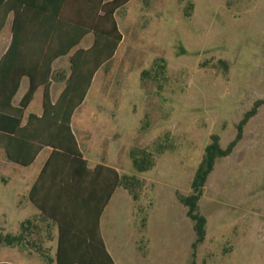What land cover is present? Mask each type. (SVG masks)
Segmentation results:
<instances>
[{
    "label": "rangeland",
    "instance_id": "rangeland-1",
    "mask_svg": "<svg viewBox=\"0 0 264 264\" xmlns=\"http://www.w3.org/2000/svg\"><path fill=\"white\" fill-rule=\"evenodd\" d=\"M143 2L131 0L119 11L122 41L95 75L71 128L82 151L143 181L136 200L120 189L101 216L115 263L186 264L194 232L176 194H190L210 136L225 148L243 114L264 100V0ZM155 62L162 66L157 74ZM25 90L24 83L16 101ZM158 146H165L162 154ZM140 151L154 160L142 174L130 158ZM37 166L9 165L0 177L31 176ZM13 185L0 180V231L12 236L35 213L16 208ZM199 211L207 226L196 264H264V106L232 154L215 164ZM0 262L45 264L28 249L2 247Z\"/></svg>",
    "mask_w": 264,
    "mask_h": 264
},
{
    "label": "trees",
    "instance_id": "trees-1",
    "mask_svg": "<svg viewBox=\"0 0 264 264\" xmlns=\"http://www.w3.org/2000/svg\"><path fill=\"white\" fill-rule=\"evenodd\" d=\"M129 1L0 0V12L5 18L12 15L11 43L0 60V150L5 151L8 161L23 168L30 167L43 149L51 150L28 195L38 215L23 221L17 235L0 231V247L28 249L45 264H114L100 235V218L116 189L136 200L143 181L104 165L90 169L79 151L71 118L83 103L94 76L111 62L122 41L116 14ZM3 25L0 23V31ZM86 36L93 38L91 47L78 48ZM63 57L68 58L67 77L62 71L52 70ZM154 69L157 74L162 66L155 62ZM142 77L149 79V72ZM24 78L28 80L27 92L13 107L12 99ZM51 81L65 84L53 104ZM38 89L43 91V113L24 119V111ZM262 106L264 100H258L243 114L225 148L217 135L210 136L192 178L190 194H176L194 232L186 264H196L197 249L206 238L207 219L199 211V202L207 179L215 164L232 154L245 126ZM158 148L162 154L165 146ZM130 158L139 174L154 167L152 155L145 151L132 152Z\"/></svg>",
    "mask_w": 264,
    "mask_h": 264
},
{
    "label": "crops",
    "instance_id": "crops-1",
    "mask_svg": "<svg viewBox=\"0 0 264 264\" xmlns=\"http://www.w3.org/2000/svg\"><path fill=\"white\" fill-rule=\"evenodd\" d=\"M107 1H109V0H107ZM130 1H129V3H130ZM143 1L144 0H142V2ZM118 13L116 14V17L118 15ZM116 22H117V20H116ZM0 23L1 24H4L2 30L0 31V60H1L2 56L6 53V51L8 50V48L10 46V43H11V31H10V28H11V24H12V15H8L5 18L4 15L0 12ZM92 42H93L92 36H86V37H84L81 40V42L78 45V48L83 49V50H86V49H88V48L91 47ZM52 70H54V71H62V72L65 73V76L67 77L68 76V58L67 57H63V58H60L59 60H57L52 65ZM93 80H94V78H93ZM93 80H92V82H93ZM24 83L26 84V90L23 93V96L27 92V89H28V80L26 78H24L20 82L19 89H18V91L16 92L15 96L12 99V106L13 107H17L19 105L20 101L23 98V96H22V98L19 101H16V98L18 97V95L20 93V90H21V87H22V85ZM64 87H65L64 82L58 83V82H55V81H51L50 88H49V95H50V99H51L52 104L57 101V99L59 98L60 94L62 93ZM90 88H91V86H90ZM88 93H89V91L87 92L86 96L88 95ZM37 94L39 95V98H38L37 103L35 102V109H34V111H29V106L35 100V97H36ZM42 95H43L42 89H38L34 93L33 98H32V101L30 102V104L28 105V107L26 108V110L24 111V119H26L29 114L35 115L37 117H40L41 116V114L43 113ZM85 99H86V97H85ZM85 99H84V101H85ZM77 144H78L79 151H80V153L83 156V159L87 162V165H88V167L90 169H93L97 165H104V166H107V167H110V168L115 169L121 175L120 171L116 167H114L113 165H111L110 162L106 161V159L104 157H101V156H90L89 153H88V151H87V149H85L84 151H82V148H81V146L79 145L78 142H77ZM50 154H51V150L49 148H45V149H43L37 155V157L34 160L33 164L30 167H27V168H31V167H34L35 165H38L37 166V171L33 175H31V176H28L27 174H25L23 172L22 173L19 172L14 177V180L12 178H3V177L1 178L0 177V180L6 186H10V185H13L14 184L13 185V189L16 192L17 197H18V201L15 203V206H16L17 209H24V208H27V207H31L32 209L35 210V213H33L29 218H32V217L38 215V211L29 202L28 195H29V192H30L31 188L33 187L34 183L36 182V180L38 178V175L40 174L41 169L43 168L44 164L46 163L47 159L49 158ZM0 159H1V162H0V168L1 169H3L4 167H8L9 165H15V164L11 163L10 161H8V158H7L6 153H5L4 150H0ZM16 166H18V165H16ZM119 190H120V188H118V189H116L114 191V193H113V195H112V197L110 199V202L114 198V196L119 192ZM29 218H27V219H29ZM27 219H25V220H27ZM100 221H101V218H100ZM100 221H99V230H100V235H101L102 240H103V236H102L101 229H100ZM103 242H104V240H103ZM53 245L55 247V243ZM31 255L32 254H25L24 256H25V258L27 260H29V259L32 258ZM111 258H112V256H111ZM112 260H113L114 264H116L113 258H112ZM0 263H3V262H0Z\"/></svg>",
    "mask_w": 264,
    "mask_h": 264
}]
</instances>
